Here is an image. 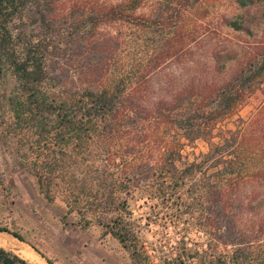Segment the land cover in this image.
<instances>
[{
	"label": "trees",
	"instance_id": "16d2710c",
	"mask_svg": "<svg viewBox=\"0 0 264 264\" xmlns=\"http://www.w3.org/2000/svg\"><path fill=\"white\" fill-rule=\"evenodd\" d=\"M199 1L0 0V99L31 129L38 187L131 264H264V99L221 127L264 96V47L233 70L199 55ZM152 223L181 230L175 243L148 241ZM0 264L33 263L0 247Z\"/></svg>",
	"mask_w": 264,
	"mask_h": 264
},
{
	"label": "rangeland",
	"instance_id": "374dc122",
	"mask_svg": "<svg viewBox=\"0 0 264 264\" xmlns=\"http://www.w3.org/2000/svg\"><path fill=\"white\" fill-rule=\"evenodd\" d=\"M198 5L206 11L197 18L199 26L208 34L198 47L199 55L218 52L223 58L230 57L221 64L233 70L250 53L253 55L264 47V0H255L246 7H241L237 0H201ZM263 99L262 91L258 90L240 107L238 115L222 122L221 127L242 126L239 118L247 123ZM260 132L263 134L264 130ZM207 149L208 143L200 139L189 145L187 151L200 153ZM38 153L31 129L17 123L8 103L0 99V227L9 229L0 231V247L18 254L10 245H20L35 250L47 262L38 249L53 264H131L128 251L112 235L104 236L93 216L84 229L78 222V214L68 213L62 194L57 193L54 200H49L40 191L31 170ZM134 209V215L145 221L148 206L139 200ZM180 231L154 223L144 225V236L156 243L166 240L174 244ZM14 232L25 240L16 237ZM190 236L194 242L204 238L195 229Z\"/></svg>",
	"mask_w": 264,
	"mask_h": 264
},
{
	"label": "bare ground",
	"instance_id": "6f19581e",
	"mask_svg": "<svg viewBox=\"0 0 264 264\" xmlns=\"http://www.w3.org/2000/svg\"><path fill=\"white\" fill-rule=\"evenodd\" d=\"M2 234V233H1ZM4 237V236H3ZM1 239V237H0ZM7 239V238H6ZM11 240V239H9ZM15 241V240H13ZM4 244V243H3ZM8 244V243H7ZM22 244V243H21ZM9 245V244H8ZM12 249L20 254L21 256L25 257L26 259L34 262L35 264H48L35 250H28L20 245H10ZM28 247V246H27ZM29 248V247H28Z\"/></svg>",
	"mask_w": 264,
	"mask_h": 264
},
{
	"label": "water",
	"instance_id": "95a60500",
	"mask_svg": "<svg viewBox=\"0 0 264 264\" xmlns=\"http://www.w3.org/2000/svg\"><path fill=\"white\" fill-rule=\"evenodd\" d=\"M47 263H48V264H51V263H49L48 261H47Z\"/></svg>",
	"mask_w": 264,
	"mask_h": 264
},
{
	"label": "crops",
	"instance_id": "0c3cea01",
	"mask_svg": "<svg viewBox=\"0 0 264 264\" xmlns=\"http://www.w3.org/2000/svg\"><path fill=\"white\" fill-rule=\"evenodd\" d=\"M23 257V256H22ZM23 258H25V257H23ZM26 259V258H25ZM28 260V259H27Z\"/></svg>",
	"mask_w": 264,
	"mask_h": 264
}]
</instances>
